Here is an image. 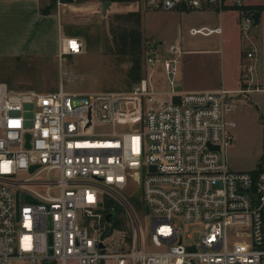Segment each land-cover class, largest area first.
Segmentation results:
<instances>
[{
	"label": "built area",
	"instance_id": "obj_1",
	"mask_svg": "<svg viewBox=\"0 0 264 264\" xmlns=\"http://www.w3.org/2000/svg\"><path fill=\"white\" fill-rule=\"evenodd\" d=\"M145 4L153 10L235 8L243 84L235 90H177L176 46L170 48L173 56H147L148 75L127 91L67 92L60 85L39 93L0 83V264H264V169L233 170L226 162L237 102L260 90L254 11L243 0ZM189 33L210 35L221 28L192 27ZM83 49L79 37L58 35L59 59ZM156 65L162 89L153 81ZM32 165L37 167L30 171ZM19 171L28 177L18 178ZM131 181L138 184L143 211L148 207L152 251L122 194ZM108 198L127 214L128 239L124 229L112 227L116 213L105 220L114 211L105 210ZM177 220L201 225L198 240L188 242L192 235Z\"/></svg>",
	"mask_w": 264,
	"mask_h": 264
},
{
	"label": "rangeland",
	"instance_id": "obj_2",
	"mask_svg": "<svg viewBox=\"0 0 264 264\" xmlns=\"http://www.w3.org/2000/svg\"><path fill=\"white\" fill-rule=\"evenodd\" d=\"M104 1H109L105 7ZM44 3L45 6L49 4V13L55 14L59 22L54 31V45L57 46L59 34H66L79 37L84 49L79 54L67 55L63 59L0 57V83H5L10 89L48 93L57 91L61 85L67 92L127 91L134 84L128 78L132 56H140L141 75L145 77L151 69L145 61L146 57L151 54L162 57L168 40L173 36L171 22L174 16L167 10L148 9L145 0H46ZM155 37L162 41L161 45H157ZM192 40L182 39L179 46L183 49L193 48L188 44ZM219 46L220 43L210 45L211 48ZM158 47L163 50V54ZM221 50L228 53L230 58V39H223ZM219 56L214 52H184L179 58L177 83H181L182 88L217 86L221 73ZM162 77V68L156 65L153 81L159 89L165 87ZM251 93L242 95L232 116L236 127L232 143L226 149V162L233 170L264 169V93L259 100L261 106L254 101ZM104 130L109 131L110 128L104 127ZM49 176L56 178L57 174L51 172ZM17 177L26 178L28 174L19 171ZM122 194L128 200L132 197L137 199V205L129 202L144 230L146 249L155 250L146 237L151 217L139 208L138 184L129 182ZM117 205V217L122 218L121 228L128 239L130 229L127 214L119 203ZM177 222L182 225L186 236L192 235L188 242L198 240L201 225ZM104 264H112V261L108 259Z\"/></svg>",
	"mask_w": 264,
	"mask_h": 264
},
{
	"label": "crops",
	"instance_id": "obj_3",
	"mask_svg": "<svg viewBox=\"0 0 264 264\" xmlns=\"http://www.w3.org/2000/svg\"><path fill=\"white\" fill-rule=\"evenodd\" d=\"M46 0H0V57L26 56L36 57H58L57 46L54 45V31L58 28L59 22L55 14H43L40 9L45 6ZM244 8L260 12V19L255 27L254 39L258 51L256 60L255 80L260 90L253 91L251 97L262 105L260 96L264 93V0H243ZM147 10V9H146ZM173 15L171 22L173 36L168 40L167 48L163 56H173L170 52L172 46L180 50V55L184 52L220 54L219 64L221 67L220 77L217 86L208 88H182L181 83H177L180 90L192 92L200 90H214L223 87L228 90H235L243 84L240 63L243 60V42L238 33L239 12L232 6H227L221 12L214 11H182L167 10ZM220 27L221 33L210 35H191L190 28ZM150 37V36H149ZM193 39L188 44L193 48H181L179 41L182 39ZM230 39V58L226 52L221 50L223 39ZM158 40V38L155 37ZM162 43V41H161ZM158 43L157 45H161ZM220 43L217 48L210 45ZM158 50H162L159 47ZM156 51V50H155ZM163 54V50H162ZM236 166V165H234Z\"/></svg>",
	"mask_w": 264,
	"mask_h": 264
},
{
	"label": "trees",
	"instance_id": "obj_4",
	"mask_svg": "<svg viewBox=\"0 0 264 264\" xmlns=\"http://www.w3.org/2000/svg\"><path fill=\"white\" fill-rule=\"evenodd\" d=\"M63 1H68V0H63ZM77 1H82V0H77ZM120 1H132V0H120ZM48 5L49 4H47L45 7L43 6L40 9V11L43 14H49L50 11H49ZM263 8H264V6L258 7V9H263ZM68 36H73V35H68ZM130 61H131V66L128 70V78L130 79L131 84H133V83L138 82L142 78L140 56L139 55H135V56L133 55L132 59ZM129 200H130V198H129ZM130 201L133 205H135V204L137 205V199L136 198L132 197ZM110 207H114V212L116 213V215L114 216L113 221H112V227L113 228H121L123 225V221H122V218L117 217V215L119 213L118 205H117V203H115V201L113 199L108 198L105 201V210H110ZM139 208L141 210H143L141 203L139 205ZM51 264H56V263L51 262Z\"/></svg>",
	"mask_w": 264,
	"mask_h": 264
},
{
	"label": "water",
	"instance_id": "obj_5",
	"mask_svg": "<svg viewBox=\"0 0 264 264\" xmlns=\"http://www.w3.org/2000/svg\"><path fill=\"white\" fill-rule=\"evenodd\" d=\"M108 4H109V1H104V2H103V7H105V6L108 5ZM252 18H253V20H254V24H257V23L259 22V19H260V12L257 11V10L254 11V12L252 13ZM158 43H161V41L159 40ZM176 89H177V90H180V87L177 86ZM173 101L176 102V103H180V97H179L178 95H175V96L173 97ZM25 136H26V139H27L26 147H29V138H30V135H29L28 133H26ZM209 147H210V148H213V149H216V150L219 149L218 146H212V145H209ZM36 167H37V165H32V166L29 168V170L32 171V170H34ZM150 169H151V170H154L155 167H154V166H151ZM15 197H16V211H17V208H18V192L15 193ZM23 199H24L25 201H27V202H30V203L36 202L35 199H33L32 197H30V196H28V195H24V196H23ZM144 212H145L146 214H148V207H147V206L144 207ZM114 215H115V212H114V211L107 213V214L105 215V220H106V221H110L111 218H112ZM102 236H103V235H102ZM102 236H101V237H102ZM49 241H50V237H49ZM188 249H189V250H192V247H189Z\"/></svg>",
	"mask_w": 264,
	"mask_h": 264
},
{
	"label": "snow or ice",
	"instance_id": "obj_6",
	"mask_svg": "<svg viewBox=\"0 0 264 264\" xmlns=\"http://www.w3.org/2000/svg\"><path fill=\"white\" fill-rule=\"evenodd\" d=\"M73 47H75V44H73Z\"/></svg>",
	"mask_w": 264,
	"mask_h": 264
}]
</instances>
